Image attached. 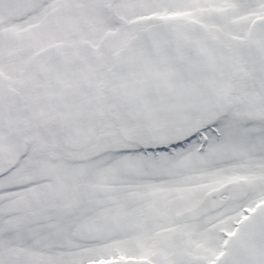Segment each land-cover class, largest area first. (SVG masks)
I'll use <instances>...</instances> for the list:
<instances>
[{
	"label": "snow or ice",
	"instance_id": "snow-or-ice-1",
	"mask_svg": "<svg viewBox=\"0 0 264 264\" xmlns=\"http://www.w3.org/2000/svg\"><path fill=\"white\" fill-rule=\"evenodd\" d=\"M0 264H264V0H0Z\"/></svg>",
	"mask_w": 264,
	"mask_h": 264
}]
</instances>
